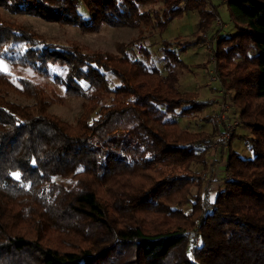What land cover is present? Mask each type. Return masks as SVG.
<instances>
[{
  "label": "trees",
  "instance_id": "obj_1",
  "mask_svg": "<svg viewBox=\"0 0 264 264\" xmlns=\"http://www.w3.org/2000/svg\"><path fill=\"white\" fill-rule=\"evenodd\" d=\"M157 1L0 0L11 12L87 31L105 24L140 30L115 51L87 50L0 20V58L32 70L29 78L0 70V264H264V0H224L234 32L216 39L218 75L233 91L239 125L250 131L240 136L254 155L231 150L230 141V177L199 224L197 243L188 231L202 182L192 167L207 162V138L217 127L208 133L179 118L211 102L180 88L187 64L172 40L162 39L163 69L142 57L151 58V31L161 35L196 10L200 35L219 11L207 0L146 8ZM34 73L84 99L75 125L48 110ZM108 73L119 83L111 86ZM5 92L35 101L20 104ZM192 186L198 192L187 213Z\"/></svg>",
  "mask_w": 264,
  "mask_h": 264
},
{
  "label": "rangeland",
  "instance_id": "obj_2",
  "mask_svg": "<svg viewBox=\"0 0 264 264\" xmlns=\"http://www.w3.org/2000/svg\"><path fill=\"white\" fill-rule=\"evenodd\" d=\"M162 0H158L155 3H149L146 8L157 7L161 5ZM215 5L219 11L224 25L219 26L216 23V16L213 21L212 28L207 32L199 34L194 33L198 27L199 13L196 10L183 13L181 16L174 18L170 21L165 28L164 32L160 35L156 31H151V35L145 40V45L151 52V58L145 59L148 63H154L161 69L164 68L161 56L162 39H169L174 42V47L178 51L180 57L187 64V68L183 70L180 75V88L184 91L195 92L197 97L210 101L211 104L204 107L202 111L194 114L181 116L179 118L182 126H187L195 129H206L213 130L215 123L213 122V115L218 109V104L213 100L214 96L218 94L219 88L221 87V81L219 79L213 80L210 69V58H209V38L218 39L219 36L228 35L234 32V25L230 18V14L227 8V4L224 0H207V5L210 8L212 4ZM80 10L84 13H88L87 7L82 4ZM0 20L8 21L12 24L20 25L23 29L34 32L38 37L46 38L53 44H76L87 50H103V51H115L116 45L119 41L128 42L135 38L139 34V28L136 26H110L103 25L98 31H87L80 27L64 22L54 21L46 19L42 16L29 14V13H14L8 9L0 6ZM222 28V29H218ZM147 28V33H148ZM156 32V33H155ZM198 43V45H197ZM187 44V45H185ZM187 46L184 50H180V46ZM194 45V46H193ZM212 47L216 48V41L213 42ZM215 53V52H214ZM0 70L7 71L14 76H23L29 78L32 75V70L25 65L11 64L5 59L0 58ZM218 70V69H217ZM34 80L39 81L46 90V95L49 99L48 110L58 116L63 121L76 124L78 118L84 111L82 97L63 94L62 90L53 84L51 78H46L38 73H34ZM108 77L111 82V86H115L119 83V80L108 73ZM49 80V81H48ZM223 86V85H222ZM226 88V87H225ZM54 89L55 91H52ZM228 89V88H226ZM233 96V91L229 89ZM7 98L11 101L20 104H33L34 98H28L23 95H18L14 92H5ZM233 112H240V109L232 103ZM210 116L212 121L206 122L204 117ZM206 123V124H204ZM207 131L208 133H210ZM250 131L245 129L243 125H239L236 128V134L231 140V150L237 151L239 154L245 157H252L253 151L248 147L243 139L242 134H249ZM215 136V135H214ZM214 136L207 138V143L212 150V139ZM209 147V151H210ZM212 155V152H211ZM212 156L208 155L207 151V162L193 164L192 169L199 173L201 176V194L200 200V211L197 214V218L194 226H190V230L195 232L198 229L199 224L207 214L208 210L213 208V199L210 198L209 186L213 181V174L210 175ZM224 171L220 172V176ZM53 179L57 181H63L69 183L72 181V177H61L54 176ZM223 184V183H222ZM207 188V189H206ZM198 189L196 186L191 187L190 201L184 205L185 212L189 213L192 210V202L196 199ZM198 232V231H197Z\"/></svg>",
  "mask_w": 264,
  "mask_h": 264
},
{
  "label": "built area",
  "instance_id": "obj_3",
  "mask_svg": "<svg viewBox=\"0 0 264 264\" xmlns=\"http://www.w3.org/2000/svg\"><path fill=\"white\" fill-rule=\"evenodd\" d=\"M216 23L219 26L224 25L221 17L216 16ZM215 38H209L206 45L209 46V58H210V69L209 73L212 75V79H219L218 70H217V58L215 55V49L212 47ZM214 101L218 104V109L213 115V122L217 127V132L212 139V159L210 166V175H214L213 178L216 180L219 178L222 182L225 179H228L230 175L226 172L225 169V159L227 157L228 147L232 138L233 132L240 124V118L238 112H233L232 109V95L229 89H226L224 86L218 90V94L214 97ZM224 151L225 155L221 157L220 151ZM219 171H224L220 176ZM189 236L193 243L199 242V235L197 230L195 232L188 231Z\"/></svg>",
  "mask_w": 264,
  "mask_h": 264
},
{
  "label": "crops",
  "instance_id": "obj_4",
  "mask_svg": "<svg viewBox=\"0 0 264 264\" xmlns=\"http://www.w3.org/2000/svg\"><path fill=\"white\" fill-rule=\"evenodd\" d=\"M197 45H198V43H197ZM194 46V45H193ZM218 91V90H217ZM217 95V94H216ZM215 95V96H216ZM214 96V97H215ZM213 100H214V98H213ZM204 124H206V123H204ZM204 128H205V130L206 131H209L208 129H206V127L204 126ZM209 132H211V130L209 131ZM211 152H212V150H211V147H210V151H208V155H209V158H210V156H212L211 155ZM220 155H221V157L222 156H224L225 155V152L222 150V151H220ZM223 158V157H222ZM221 171H219V173H220ZM215 181H213L212 183H211V185L209 186V191H210V198H214L215 196H216V193H217V191H218V189L221 187V185H222V181H221V179L219 180V178L216 180V179H214ZM207 189V188H206Z\"/></svg>",
  "mask_w": 264,
  "mask_h": 264
}]
</instances>
